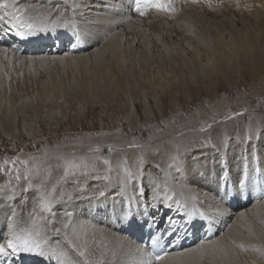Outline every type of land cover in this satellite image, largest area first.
<instances>
[{
  "label": "bare ground",
  "instance_id": "obj_1",
  "mask_svg": "<svg viewBox=\"0 0 264 264\" xmlns=\"http://www.w3.org/2000/svg\"><path fill=\"white\" fill-rule=\"evenodd\" d=\"M0 1L4 2L5 0ZM8 1L11 6L12 0ZM263 1L258 0L253 5L247 4L242 6L243 8H251L247 11L243 10L244 12L238 11L237 15L233 14L229 18L231 19V24L229 25L228 23L225 26L224 23L220 24L218 21L207 18L205 11L201 13L196 9L186 8L184 7L185 4H179L176 0H171V12L178 13L179 16L170 18H158L160 14L156 12L141 16L134 11V0H18V5L27 9L26 17L30 20L33 19L46 26L62 23L67 25H71V23L76 24V30L81 31V34L86 40V44L82 45L81 48L86 46L88 48L78 55L69 54L68 52L62 55L61 52H57L58 55L41 54L32 56L28 54L16 55L7 51L5 48H0V84H2V86L0 85V91L8 89L9 85L7 80H9V74L12 78L10 87H21L23 89V83L21 82H24V79L19 78L23 70L24 73L29 74L28 76L25 73L24 78L31 77L32 79L34 77L35 79L37 85L35 89L36 93H38L39 104L32 106V108L37 107L39 111L44 107L56 108L57 103L53 104L51 97L56 92L58 93L64 85V90L66 92L68 90L66 94L68 97L65 98L71 106L73 105L72 103L95 101L93 100L95 97L90 96L91 90H95L97 92L96 94L100 96L98 99L101 106L107 105L109 110L124 112L130 104L134 103L136 106L139 105L141 107L150 98L154 101L158 112L161 113L165 104L164 102H175L180 97L197 93L194 88H197L198 85L191 78L183 79L173 87L172 90L175 93L169 91L168 82L170 81L171 70L168 67L170 66V69H173V66L177 64L180 66V61L174 57L172 60H167L160 52L156 53L154 49H149L146 43L147 40L164 41L173 55L181 43L189 40L188 38L190 36H196V38H199V36L202 37L199 35L202 30L206 34L205 38L208 40L207 55L205 58H194L193 62L198 70L197 74L201 75L202 73L207 74L208 71L211 72V74H207L206 78H202V85L206 86V88H215L220 82L219 80L229 78L228 75L233 73L235 67L248 69L251 72L256 71V67L257 69L262 66L264 67V10L259 8L261 5L263 6ZM184 2L182 1L181 3ZM105 4L108 6H104ZM228 34L232 37L228 38ZM233 35L241 41L239 43L242 46V53L239 50L233 51V48L236 47V43L232 39ZM127 40L136 41L141 46L145 45L146 51L143 50L141 55L145 59L152 60L148 65L141 64L143 67L141 66L140 71H138L140 73L139 78L134 75L137 68V61L133 65H130L129 62L128 65H123V61L127 62L123 60L125 57L124 53L128 52L130 55V52H133L129 49L131 46H128L129 43H127ZM214 40H217L219 45H221L219 48L214 49L212 44ZM103 41L105 44L107 43L105 47L101 46ZM71 45L72 43L69 46L68 44H64V51L67 46L70 47ZM191 47H194L195 52H199L198 48L194 45L191 44ZM239 53H241L239 60L235 64H231L233 56ZM141 55L140 58H142ZM134 56L136 57L135 54L128 57ZM154 58H156L155 61ZM253 60L256 61V66H253ZM121 66L122 69L126 68V71L120 70L121 73L123 72L122 75L118 71ZM69 67H71L73 72L70 75L68 74L66 79L64 76L62 77L65 79L64 82H61L62 84H58L56 80H53L56 73H61L58 69L61 68L62 71L63 69L67 71ZM215 71L216 76H214ZM48 76L51 78V81L48 80ZM3 85L4 89H2ZM142 85L146 88L145 92H143ZM199 86L201 85L199 84ZM109 93L113 94L119 102L115 104L116 99L114 97L113 100L105 101L103 99L104 95ZM11 95L8 96L5 93L0 99V131L5 133H12L18 130V126H20L18 121L27 120V117H32L28 116L30 114H26L24 111L19 116V112L15 109L14 105L17 103L15 102L17 99L12 102L10 99ZM112 105H116V107ZM39 107L41 108L39 109ZM146 116L150 117L151 113L147 112ZM257 123V121H253L248 131L257 132L260 128H258ZM238 135L243 144H245L246 129L244 127L239 128ZM226 139L227 135L222 130H217L212 133L213 151L210 152V158H208L210 161L208 163V170L204 171L201 169L204 171L201 175L202 179L199 177L201 172L197 168L200 160L199 154L187 155L183 154L177 148H169L165 152L162 151L159 155L148 156L145 163H149L150 168L148 170L149 175L152 176L150 177L151 181L154 178L153 182H156V186L152 189L155 195L151 193L152 196L158 198V193L162 196L165 190L173 189L176 197L184 198L189 202L203 203L206 211L210 210L209 213L211 214L227 215L228 222L233 217L232 215H237L233 222V227L238 230H240L241 226L247 224V220L254 213L255 216L264 219V203L261 204V207L259 205L256 207L252 206L251 208L247 206L249 209L238 207L234 211L231 208L225 209L224 205L213 197L218 196V181L214 180L213 175L220 174L219 162L221 157L225 155L223 151L227 147ZM262 140L264 141V134ZM181 157H183L182 160H180ZM202 158L205 157L202 156ZM140 161L136 151L130 152L127 158L122 154H115L109 182L100 183L95 180L89 189L84 190L83 193L79 192L75 196L70 195L67 198L70 201L61 204L59 194L56 192V184L60 179L61 172L57 171L58 165L52 164L56 169V171L54 170L56 172L55 178L53 177L54 179L52 181H48L45 184L37 183L40 186L38 190L20 195V192L16 191L22 188L23 190H27L28 188L27 185L23 184L17 189H10L5 192L4 195L7 196L0 194V220L8 221L9 225L14 229L25 228V231L21 235L23 237H27L28 233L31 232L44 238L47 241L45 244L47 246L59 243L67 254L66 258L68 261H74L75 264H87V262L90 264L147 263L146 252L143 249L135 246L129 239H126L123 235L111 229V226L115 224L122 226V217H116L114 219L93 217L90 221L93 214H96L99 210L108 213L111 212L113 205L120 206L118 201L119 198L122 199L120 190L123 188L122 186L126 188L131 187L130 189L132 190L134 186L140 187L139 182L134 180V174L132 173L133 169H142ZM157 166L159 170H157ZM235 172L236 169L232 168L234 176ZM1 183L2 181H0ZM143 184L149 187L152 186L149 184V177L147 182ZM31 186L34 187V185ZM28 190L30 191L32 189L28 188ZM223 191L226 192L225 189ZM55 194L57 195L55 196ZM114 195H118V198L112 201L111 198ZM8 196L12 199L9 198L10 200H7ZM257 207L260 208V212H258L259 209ZM58 208H63L64 211L58 213V211H55ZM102 211L98 214H101ZM129 212L132 213L133 211ZM232 231L234 230L231 227L226 232L227 234L216 238L213 242L198 245L193 248L189 247L190 249L185 248L172 253L160 264H230L228 263L230 262L228 260L229 257H224L228 253L230 255L238 254V258H240L239 264H264V256H262L264 249H261L262 247L255 244L254 246L257 249L252 248L251 254H240L239 250L241 249H238L236 247L237 245L233 244V240L229 238L238 235L233 234ZM237 233H240V231ZM244 234L242 233L241 235L245 237L247 234ZM237 237L239 239V236ZM251 237H255V235ZM245 240L247 241L248 239ZM0 241L2 240L0 239ZM254 242L258 243L256 240ZM43 244L37 249L40 251L43 250L46 255V249L43 247ZM221 252L223 258H220L222 259L218 257ZM22 254L19 252L18 255L22 256ZM39 258L41 259L42 256L37 257V259ZM51 258L63 260L65 256H52Z\"/></svg>",
  "mask_w": 264,
  "mask_h": 264
},
{
  "label": "rangeland",
  "instance_id": "obj_2",
  "mask_svg": "<svg viewBox=\"0 0 264 264\" xmlns=\"http://www.w3.org/2000/svg\"><path fill=\"white\" fill-rule=\"evenodd\" d=\"M182 1L185 2L181 3ZM255 1L258 0H176L179 4L187 5H184L186 8L196 9L201 13L205 11L207 18L218 21L220 24L224 23L225 26L228 25V23L229 25L231 24V19L229 18L233 14L237 15L238 11L244 12L243 10L247 11L251 8H243L242 6L247 4L253 5ZM104 6L108 5L105 4ZM259 8L264 10V1L263 6L261 5ZM149 10H145L146 15L156 12L160 14L158 18L179 16V14L175 12H171L172 14L170 13L167 15L168 13L166 12ZM199 35L202 37L199 36V38H196V36H190L188 38L189 40L181 43L178 49H174L175 52L173 55L169 51L167 44L162 40H147L146 42L149 49H154L156 53L160 52L165 59L172 60L174 57L176 60L180 61V66L177 64L173 66V69H170V66L168 67V69L171 70V78L169 77L170 81L168 82L169 91L175 93L172 90L173 87L183 79L191 78L198 85L197 88H194L197 93H191L189 96L180 97L175 102H164L165 104L161 113L158 112L154 101L150 98L148 99V104L145 102L139 107V105L136 106L133 103L130 104L124 112L109 110L107 105L101 106L98 99L100 96L96 94L97 92L95 90H91L90 95L93 98L95 97L93 99L95 101L72 103L73 105L71 106L67 103L68 100L65 98L68 97V95L66 96L68 90L66 89L67 92L64 90V85L58 93L56 92L55 95L51 97L53 104L57 103L56 108L51 109L49 107H44V109L39 107V109L41 108V111H39L37 107L32 108V106L39 104L38 93H36L35 89L37 85L34 77L32 79L31 77H27L28 79L26 77L24 78L26 72L24 73L22 70L19 75L20 79H24V82H21L23 83V89H21V87L16 86V88H14V86L10 87L12 78L9 74V80H7L9 85L8 89L4 91L1 90L3 94L0 91V99L5 93L6 95L8 94V96L12 94L13 96L11 95L10 99L12 102L17 99L15 101L17 103L14 105L15 109L19 112V116H21L24 111L26 114H30L28 116L32 117H27V120L18 121L20 125L18 126V130L12 133L0 131V181H2L0 184V194L4 195V193L10 189H17L23 184L27 185V187L32 190L29 191L28 188L27 190H23L22 188L16 191L20 192V195L38 190L40 186L37 183L45 184L55 178L56 172H54V170L56 171V169L53 165L56 164L58 165L57 171L61 172L60 179L56 184V192L59 194L60 204L63 202L66 203L70 201V199H67L70 195L75 196L79 192L83 193L84 190L86 191L94 184L93 182L95 180L100 183L109 182L111 178L110 172L113 170L114 155L122 154L127 158L128 154L132 151H136L139 155V161L141 160L142 169H133L132 172L134 174V180L141 184L142 182H147L148 177H152L149 175V163H145L147 157L159 155L162 151L165 152L169 148H177L181 150L183 154L187 155L199 154L200 160L197 168L201 172L199 177L202 179L201 175L209 168L208 163H210V161L208 158H210V152L213 151L212 133L217 130H222V132L227 135V147L224 149L223 152L225 155L222 157L228 160L227 162L229 165L233 166L234 169H236V165H239V171L244 169V167H241L242 163H246L245 159H243L245 150H249L247 153L248 155H250L251 152L253 153V150H258L260 156L259 160L264 168V141L262 140L264 134V67H259V69L256 67V71L252 72L248 69L235 67L233 73L228 75L229 78L219 80L220 82L215 88H206V86L202 85L201 80L204 77L206 78L207 74H211V72L208 71L207 74L202 73L201 75L197 74L198 70L193 62L194 58H205L207 55L206 49L208 48V40L205 38L206 34L201 30ZM231 37L232 36L228 34V38ZM232 39L233 42L236 43V47L233 48V51L239 50V52L242 53V46H240L241 43H239L241 41L234 35ZM131 41L127 40V43H129L128 46H131L129 49L133 51L130 52V55L132 56L135 54L136 57H128L130 56L129 53L125 52L123 60L127 62L123 61V65H128V62L130 65H133V63L137 61L136 74L134 73V75L139 78L140 73L138 71H140L141 66L143 67L141 64L148 65L152 60L145 59V57L141 55L143 50L146 51L145 45L141 46L137 44L136 41H132L133 43ZM191 44L198 48V53L194 51V47H191ZM212 44L214 49L221 46L217 40H214ZM105 45H107V43L105 44L103 41L101 46L105 47ZM241 53L233 56L231 64H235V62L239 60ZM140 55L142 58H140ZM155 60L156 58H154V61ZM253 66H256V61L254 60ZM124 69H122L121 66L118 71H126V68ZM58 71L61 73H56L53 79L54 81L56 80L58 84H62L61 82L65 81L68 74L70 75L73 72L71 67H69L67 71H64V69L62 71L61 68L58 69ZM121 71L119 74L122 75L123 72L121 73ZM63 76L65 79L62 78ZM214 76H216V71L214 72ZM48 80L51 81L49 76ZM199 84L201 86H199ZM0 85L2 86V84ZM141 87L143 92H145V86L142 85ZM2 89H4V85ZM22 90L24 91L21 93ZM14 97L15 99H13ZM113 97L114 95L109 93L104 95L103 99L105 101H110L115 98ZM115 99L116 104L119 100H117V98ZM112 106L116 107V105ZM147 112L151 113L150 117L146 116ZM253 121H257L258 128L260 127L257 132L248 131ZM240 127L246 129L245 144H243L238 135ZM202 156L205 158H202ZM182 158L183 157H181L180 160H182ZM105 160L109 163L105 164ZM6 161L8 163H5ZM69 163L76 165V167H69ZM219 163L221 164V160ZM13 164L15 171L12 170ZM251 167L253 168V166ZM5 168L8 169L7 172L4 171ZM246 172L254 174L255 169H249L247 167ZM17 173L21 177L19 180L16 179ZM153 179L152 182L154 181ZM31 185H34V187ZM182 186L184 187V185ZM56 195L57 194H55V196ZM213 197L218 201V196ZM9 198L12 199L8 196L7 200H10ZM263 203L264 200L261 201L260 204H251L249 205L250 207H248H256L257 205L261 207ZM62 209L58 208L55 209V211L60 213L64 211V209ZM257 209H259V211H257L260 212V208L257 207ZM207 211L209 212L210 210ZM232 216L233 217L230 218L229 224L224 228L222 234H218L219 236L217 235L216 238H220L224 234H227L226 232L228 229L232 227L234 230L232 231L233 234L238 235L229 238L233 240V244L237 245L236 247H238V249H241L239 250L240 254H251L250 252L253 249H257L254 246L255 244L262 247L261 249H264V232H262L264 231V219L255 216L254 213L247 222L245 221L247 224L241 226V228L239 227L240 230H238L233 227V222L237 215ZM242 229L243 231H241ZM239 231L241 234L246 233L247 235L244 234L246 235L244 237L240 233H237ZM250 233L253 236L255 235V237H251L252 235ZM237 236H239V239ZM216 238L210 242L215 241ZM236 239L241 245L240 243L238 244ZM245 239L248 240L246 241ZM254 240L258 241V243H255ZM242 242H245L246 246L245 243ZM196 246H198V244L192 246V248ZM229 255V253L224 255V257H229L228 260L230 262L228 263L239 264L240 258H238V254H231V257ZM262 256H264V253ZM218 257L223 258L222 252ZM225 263L227 262L225 261Z\"/></svg>",
  "mask_w": 264,
  "mask_h": 264
},
{
  "label": "snow or ice",
  "instance_id": "obj_3",
  "mask_svg": "<svg viewBox=\"0 0 264 264\" xmlns=\"http://www.w3.org/2000/svg\"><path fill=\"white\" fill-rule=\"evenodd\" d=\"M11 7L13 8L12 12H5L3 15H0V22L6 26V28H18V26L22 25L25 17L27 15V9L23 6L18 5V0H12ZM152 8L157 11H169L171 8V0H134V11L139 13L141 16H144L145 9ZM29 27L31 25H28ZM203 130V129H202ZM5 163H8L7 161ZM105 164L109 162L107 160L104 161ZM69 167H76V165L69 163ZM12 170L15 171V167L13 164ZM157 170H159L157 166ZM4 171H8L7 168ZM21 177L17 173L16 179L19 180ZM149 184L152 185L149 187L148 185L141 183L140 188H136L134 186L133 190L138 194L139 197L147 200L152 192L153 187L156 185L152 183L151 178H149ZM238 184L240 187L244 186L243 180H238ZM143 189V190H142ZM59 231V229H57ZM167 231V230H166ZM9 233L12 235V227L9 225ZM0 239H2V234H0ZM42 243H47V241L39 237L38 234H33L31 232L28 233L27 237H17L12 235V238L7 240L6 246H0V256H7L9 253L6 251L7 249H11L13 253L15 252H32L37 248L41 247ZM51 252L53 256H66L67 254L61 248L60 244L57 243L55 245L50 246ZM43 255V252H41ZM81 255H83L81 253ZM160 256H157L156 259H160ZM70 264H75V262H70Z\"/></svg>",
  "mask_w": 264,
  "mask_h": 264
}]
</instances>
